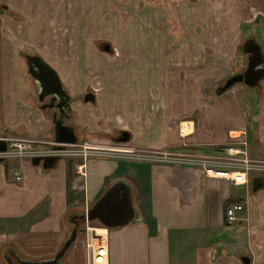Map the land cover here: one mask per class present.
I'll use <instances>...</instances> for the list:
<instances>
[{
    "label": "crops",
    "instance_id": "0c3cea01",
    "mask_svg": "<svg viewBox=\"0 0 264 264\" xmlns=\"http://www.w3.org/2000/svg\"><path fill=\"white\" fill-rule=\"evenodd\" d=\"M249 4L257 11L238 0L183 2L177 7L182 27L177 38L170 26L156 24L162 10L138 9L129 1L9 0L3 6L0 134L53 137L51 113L35 102V85L21 54L28 51L57 73L79 141L126 131L131 136L126 144L136 153H63L49 169L32 159L0 162V264L7 257L13 262L12 252L19 260L53 258L76 220L117 181L129 187L135 218L117 228L98 221L99 228L83 227L63 264H91V246L100 241L93 234L104 239L102 264H243L246 256L249 264H264V173L252 171L247 183L234 185L207 176L200 165L170 163L148 153H211L239 137L245 141L238 149L242 154L264 159V110L258 113L257 132L246 116L258 107L257 99L240 93L216 100L212 91L218 84L203 93L199 69L207 64L200 61V46L212 32L234 48L249 38L264 53L263 41L248 31L264 33V0ZM208 6L204 17L212 21H203ZM123 8L131 20L118 11ZM197 26L205 37L192 35ZM87 93L93 101L84 100ZM76 155H81L78 166L66 158ZM231 203H242L244 211L228 224L225 207Z\"/></svg>",
    "mask_w": 264,
    "mask_h": 264
},
{
    "label": "rangeland",
    "instance_id": "374dc122",
    "mask_svg": "<svg viewBox=\"0 0 264 264\" xmlns=\"http://www.w3.org/2000/svg\"><path fill=\"white\" fill-rule=\"evenodd\" d=\"M122 1L123 2L129 1L132 4H135V6L138 9L151 6L152 8H159L160 10H162L164 13V17H163V19H161L160 22L157 19L156 24L157 25L161 24V25H165V26H167V25L170 26L171 34H172L173 38H177L179 36V32L181 31V28H182L180 26L179 21H178V19H179V15H177L178 5H180L181 3L184 2V3H188L189 6H195L197 4V2H199V1H201V3L204 2L205 4L209 3V2H211L212 4H216V3L222 4V3H225L226 0H122ZM238 1L241 2L242 4L244 3V5L249 6L248 10H250L251 12L257 11L255 9V7L252 6L253 4L252 5L249 4V0H238ZM8 2H9V0H0L1 9L3 8L4 5L6 6V4ZM1 9H0V11H1ZM204 10L205 11H203V12H205V14H203L202 20L203 21H206V20L212 21V20H208V19H206V17H204V15H206L207 10H210V7L208 6ZM118 11H120L123 14L124 19L131 20L130 13L126 8H123V9L118 10ZM10 13H13V12H10ZM252 15L253 14H249L250 18H252ZM13 18L15 20L18 19L16 13H13ZM140 20H142V18ZM199 28H201V27H198L197 29H192V32L194 31L196 34V35H194L192 33V35L197 36L200 34L201 37L202 36L205 37L204 31L199 29ZM248 31H249V34L254 35L255 37L258 38V40H262L264 43V33H262L261 30H259L258 28H251ZM202 33H203V35H202ZM184 34H185L184 36H186V33H184ZM221 35L222 34H218L216 32L209 33V36L205 37V38H207L208 41L203 42L202 45L200 46V51L202 53L201 57H200V61L203 59L207 60V64L206 65L203 64L199 68L201 70V75L203 76V82L201 85L203 93H204V91H207L209 89L212 90V86L214 84H216V85L222 84L221 82H223L222 80L224 78H226V76L240 73L242 70H244L245 65H246V59H245V56L241 50V45H237V47L234 48L232 46V43H230L228 39H225V37L221 36ZM15 42L16 41H14V43ZM111 52L115 53V50H112ZM21 54L23 55V58H24L25 54H31V53L28 51H25V52H22ZM34 55H36V54H34ZM209 66H210V69L212 70L211 76H210ZM214 68H215V70H214ZM216 69H217V72H216ZM214 71H215V75H214ZM204 77H207L210 79H205ZM215 88H216V86L214 87V92L212 91V93L214 94L213 97H215L216 100H220L222 98L230 99V96L233 98V96L235 97L236 95H239L240 93L245 94L246 98H248L250 101H252L253 99H255V100L257 99L258 107H255V109H254V107L252 106L253 109H250V111L247 110L246 116H247V120L249 121V125L252 124L253 130L255 132L259 131V124H258L257 118L261 119L258 113H259L261 108H262V111L264 110V79H262L260 81V83L258 84V86L254 87V88L246 87L245 85H243V83H236L232 87L225 90L221 95L215 94ZM228 96H229V98H228ZM35 102L38 105L40 103H43V102L37 100L36 95H35ZM42 110L44 111L45 109H42ZM261 123H263V122H261ZM233 135H236V134H233ZM111 136L112 135H110L108 137H104L102 139H90V140L83 141V142H87L90 145L100 146V148H104L103 149L104 151H102V152H105V153L109 152V151H105V150H108L107 147H119V148L129 147L128 144H126V143L125 144H117L116 142L113 143ZM21 138H25V137H21ZM133 138H134V135H133ZM238 138L239 137L233 139V142L228 146H223V147H220L219 149H211V151H212L211 153H213V154L215 153V154L226 156V157L230 156L226 153L229 148L232 147L234 149H241L243 146L239 143L241 140ZM83 142H82V144H83ZM67 147L69 148L68 153L71 155L73 153L81 154V152L83 150V148H80V147L78 149H75V148H77L75 146H73V147L67 146ZM92 147H95V146H92ZM252 151L255 153L254 149H252ZM91 153H93V151H91ZM80 156H78V155L66 156V158H69L71 162H74V164L80 165L81 164ZM241 156H242V153L238 152V153H235V155H233V158H238ZM8 162H11L10 158L6 160L7 164H9ZM18 176L20 177V174ZM14 177H16V175ZM83 214H85V213H83ZM241 214L242 213H239L238 215H241ZM76 222H77V225L74 224V226L72 227V229L75 228L76 231H80L83 227H87L88 224H90L93 227V229L101 227V226H98V224L95 223L94 221H86L85 219H82V218L77 219ZM68 235H67V238H68ZM98 244H101V245L105 244L104 239L102 241H99ZM94 246H96V244Z\"/></svg>",
    "mask_w": 264,
    "mask_h": 264
},
{
    "label": "water",
    "instance_id": "95a60500",
    "mask_svg": "<svg viewBox=\"0 0 264 264\" xmlns=\"http://www.w3.org/2000/svg\"><path fill=\"white\" fill-rule=\"evenodd\" d=\"M250 42V43H249ZM253 41H247L243 46L244 52H252L256 61H251L244 72L230 75L226 80L215 88L216 95H221L225 90L232 87L236 83H245L249 86H254L259 80L260 74L259 68L264 59V53L258 48L253 46ZM105 51H109V46L104 47ZM28 72L37 81L39 85V101H42L43 95H52L53 100H58L56 107L65 108L69 110L70 99L67 96L64 88L61 85L59 77L54 69H52L47 63H45L39 56L25 54ZM263 64V63H262ZM264 72V65H263ZM51 86V89L45 90V86ZM38 94V93H37ZM85 101H93L94 97L91 93H87L84 96ZM49 105H41V109H45ZM55 141L58 143L56 149L65 146L66 144L75 145L77 143V136L72 127L62 124L61 119H53ZM125 137L121 138V141H127L128 135L124 133ZM7 143L5 140H0V152L5 151ZM59 160V155H47L44 157H35L32 159L33 164H39L42 161V167L44 169L52 168ZM4 158H0V162H3ZM255 182V181H254ZM80 218L86 221H98L102 226L107 229L117 228L130 223L135 218V210L131 202V193L129 187L123 181H117L111 184L104 194L92 204L87 212L80 216ZM77 231L75 228L71 230L68 238L63 242L61 247L55 253L53 258L40 261L20 260L19 264H60L59 260L67 253L71 247ZM241 260L244 264L248 263L247 257H242ZM6 264H13L10 258H6Z\"/></svg>",
    "mask_w": 264,
    "mask_h": 264
},
{
    "label": "built area",
    "instance_id": "2783aa9c",
    "mask_svg": "<svg viewBox=\"0 0 264 264\" xmlns=\"http://www.w3.org/2000/svg\"><path fill=\"white\" fill-rule=\"evenodd\" d=\"M182 130V129H181ZM0 140H5L7 142V147L5 151L0 152V157L9 159L15 158L20 160H30L34 157H41L47 155L49 151L42 147H36L38 141L29 138H19V137H6L0 135ZM241 145L245 146V141L239 142ZM86 145L83 147L81 154L83 157L87 156V153L93 151H104V148L100 146ZM109 153H126L132 154L136 153L135 150L119 148V147H107ZM48 152V153H47ZM69 152V151H68ZM64 152V153H68ZM241 153L238 149L229 148L227 154L228 157L213 154V153H200L196 151H148L152 156L161 157L162 159L170 163H184L189 165H200L207 176L211 175L218 178L229 179L234 185H244L247 183L249 174L253 171L256 173H264V159L250 158L245 153L241 157L233 158L235 153ZM83 166V165H81ZM16 178L19 179L18 174ZM244 211V205L242 203H231L225 207V219L228 224L234 223L240 220L239 213ZM238 213V214H237ZM95 237V236H94ZM100 241L101 236H96ZM101 247L100 244L96 246H91L92 250V264L94 249Z\"/></svg>",
    "mask_w": 264,
    "mask_h": 264
},
{
    "label": "flooded vegetation",
    "instance_id": "af4514ba",
    "mask_svg": "<svg viewBox=\"0 0 264 264\" xmlns=\"http://www.w3.org/2000/svg\"><path fill=\"white\" fill-rule=\"evenodd\" d=\"M0 9H1V6H0ZM2 10V9H1ZM251 41L249 38L247 39V40H245V42L244 43H242L241 44V50H242V52H243V54H244V56H245V59H246V65H245V68H244V70H246L247 69V67H248V64H250L251 63V61L253 60V61H256V59L253 57V55H252V52H244L243 51V46L246 44V42L247 41ZM250 43V42H249ZM264 58V57H263ZM263 63V64H262ZM260 65H258V66H256V68H259V71H258V73L260 74V78H259V80L255 83V85L254 86H250V87H256V86H258V84L260 83V81L262 80V79H264V72H263V65H264V59L262 60V62H260L259 63ZM244 70H242L240 73H242V72H244ZM31 75V74H30ZM230 76V75H229ZM31 79H32V82H33V84L35 85L34 87H35V90H36V98H37V100H39V92H40V87H39V85L37 84V81H35V79L32 77V75H31ZM243 84H245V83H243ZM246 86H249V85H247V84H245ZM49 89H51V86H45V90H49ZM38 93V94H37ZM52 95H43V99H42V101L41 102H43V103H40L39 104V107L41 106V105H49L50 104V106H46V108H45V110H48V111H50V113H51V118H50V120H51V122H52V133H53V137H51V139L50 140H36V139H34V140H36V141H38L35 145H36V147H42V148H45V150H47V151H49V153H48V155L49 154H53V155H57V154H61V153H63V152H68L69 150V148L67 147V146H72L73 147V145L72 144H66V146H62L61 148H59V149H56V146H58V143L55 141V133H54V127H55V125H54V123H53V119H55V120H58V119H61V122H62V124L63 125H65V126H69V127H72L73 128V126L70 124V118H71V111H70V109L69 110H67V109H65V108H58V107H56V105L58 104V100H53L52 99ZM40 109H41V107H40ZM124 133H127V135H128V140L127 141H121V138H123V137H125V134ZM3 136H6V137H10V136H8L7 134H3ZM110 136V135H109ZM111 138H112V141H113V143H117V144H125V143H128L129 141H130V139H131V136H130V134L128 133V132H126V131H124V132H122V131H120V132H118L117 134H115V135H112L111 136ZM85 141H87V140H85ZM82 142L83 141H79V139H78V137H77V143L74 145L75 147H77V148H75V149H78L79 147L80 148H83V147H85L86 145H89V143H87V142H83V144H82ZM94 146H97V145H94ZM126 149H132V148H130V147H126ZM44 156H46V155H43L42 157H44ZM41 158V157H40ZM12 254L14 255V259H13V264H19L20 263V258H18L17 256H15V253L14 252H12ZM247 258H248V263L250 262V258L248 257V256H246ZM22 260V259H21ZM29 261H32V260H29ZM243 262V261H242ZM59 263L60 264H63V258H61L60 260H59ZM243 264H244V262H243Z\"/></svg>",
    "mask_w": 264,
    "mask_h": 264
},
{
    "label": "bare ground",
    "instance_id": "6f19581e",
    "mask_svg": "<svg viewBox=\"0 0 264 264\" xmlns=\"http://www.w3.org/2000/svg\"><path fill=\"white\" fill-rule=\"evenodd\" d=\"M99 236H100V234H99ZM104 256H105L104 247L95 248L94 249V256H93L94 264H102Z\"/></svg>",
    "mask_w": 264,
    "mask_h": 264
}]
</instances>
